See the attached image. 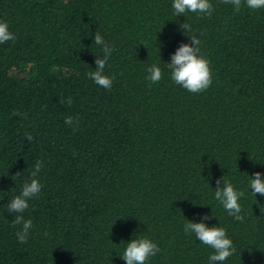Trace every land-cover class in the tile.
<instances>
[{"label": "trees", "instance_id": "16d2710c", "mask_svg": "<svg viewBox=\"0 0 264 264\" xmlns=\"http://www.w3.org/2000/svg\"><path fill=\"white\" fill-rule=\"evenodd\" d=\"M210 2L211 17L176 16L173 0H0L15 35L0 44V264H126L135 236L160 249L148 264H209L187 219L226 230L235 253L223 264H264V196L249 187L264 179V8ZM96 31L115 49L111 89L87 75L102 56ZM190 36L212 70L202 93L165 66ZM152 64L163 76L149 86ZM38 160L20 243L7 203ZM224 176L244 192L243 222L214 199Z\"/></svg>", "mask_w": 264, "mask_h": 264}, {"label": "clouds", "instance_id": "9594fccd", "mask_svg": "<svg viewBox=\"0 0 264 264\" xmlns=\"http://www.w3.org/2000/svg\"><path fill=\"white\" fill-rule=\"evenodd\" d=\"M222 2L234 6L235 11H239L242 6V0H222ZM246 6L253 10L264 8V0H246ZM172 7L176 16H185L186 13L191 12L211 17L214 11L210 0H173ZM181 29L185 33L191 31V27L187 22L181 24ZM190 37L193 43L182 44L171 56V61L166 63L165 66L170 71L171 79L175 84L191 93H202L212 84V70L207 59L199 55L201 41L195 36ZM13 40H15V35L10 31L9 24L6 21L0 20V44ZM93 43L101 46L102 56L96 55L95 71H89L87 75L98 86L111 89L114 78L105 75V68L115 49L104 40L99 31H96L94 34ZM144 45L147 47L146 44ZM146 72L148 73L146 79L151 82L149 86L157 84L162 79V69L157 64L147 67ZM60 102L67 103L69 101L60 100ZM65 123L72 127L74 125L73 117H65ZM25 137L29 143L33 140L31 133L26 132ZM42 168L43 161L38 160L31 171V181H25L22 185L21 193L11 198L7 203L8 213L15 216V219L12 221L13 225L21 226L16 232V239L20 243H26L30 230L33 227V221L25 219L23 213L29 208V200L38 197L41 193L43 185L40 183L38 175ZM221 181L226 185L225 187L220 186ZM249 187L253 196L256 197L257 194L264 196V179H262L260 172L255 173V178L250 180ZM243 196L244 192H238L225 176L217 181L214 199L220 202L230 216L240 222H243L245 219L241 214L242 207L239 203L240 198ZM212 215L215 216L213 208ZM203 219L207 220L209 217L205 215ZM183 227L186 234L193 233L200 242L214 250V253L209 257V264H218V262L219 264H223L224 261L235 253L233 242L228 238L224 228L218 226L209 227L203 222L197 223L188 219ZM135 237L127 243L124 252L119 256L126 261V264H148L150 258L155 256L160 249L149 238Z\"/></svg>", "mask_w": 264, "mask_h": 264}]
</instances>
